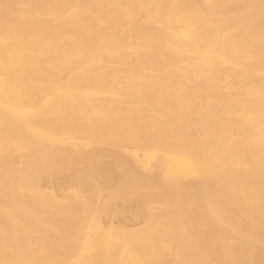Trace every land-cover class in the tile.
I'll return each instance as SVG.
<instances>
[{
  "label": "bare ground",
  "instance_id": "bare-ground-1",
  "mask_svg": "<svg viewBox=\"0 0 264 264\" xmlns=\"http://www.w3.org/2000/svg\"><path fill=\"white\" fill-rule=\"evenodd\" d=\"M0 264H264V0H0Z\"/></svg>",
  "mask_w": 264,
  "mask_h": 264
}]
</instances>
